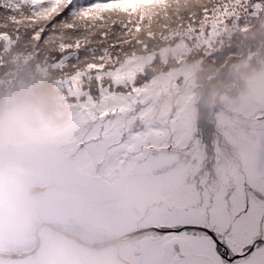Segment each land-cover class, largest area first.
<instances>
[{
    "label": "rangeland",
    "instance_id": "rangeland-1",
    "mask_svg": "<svg viewBox=\"0 0 264 264\" xmlns=\"http://www.w3.org/2000/svg\"><path fill=\"white\" fill-rule=\"evenodd\" d=\"M82 1L75 0L73 12L86 6ZM257 2L249 3V7L253 8ZM10 11L6 14L19 15L18 12L11 9ZM23 12L30 14L31 8L25 5ZM244 16H247V13H243L241 18ZM228 24V30L218 36L209 37L207 31L200 35L199 30H196L195 33L184 31L172 38L171 43L157 37L158 40L153 45L154 50L148 46L145 51L139 45L118 44L110 47L116 39L109 38L110 42L108 39L99 42L98 35L91 37V43L82 46L80 58L91 59L101 55L99 46H102V49L108 48L113 57L120 56L121 61L124 54L130 53L133 48L143 59L144 71L138 73L136 84L142 88L147 86V91L138 97L134 111L128 113L127 119L134 118V122L129 131L123 132L119 141V144H124L129 140L130 134L136 133L147 137L132 151L120 148L119 144L108 145L103 149L98 147L104 141V122L98 117L93 120L87 115L83 107L88 103L87 97H73L63 86L62 74L52 67L47 48L42 46L38 54L33 51L27 43H30V30L23 27L16 29L13 24L7 26L9 31L7 27L4 28V32L11 33L14 39L18 31L20 38L13 45L11 53L2 52L1 55L0 228L2 227L1 233L6 236V242L0 243V251L19 252L32 246L33 241L23 239L24 219L20 217L21 202L31 201L29 204L32 205L33 200L39 199L48 206L52 203L60 205L62 212L59 221H63L65 229L70 227L71 232L87 242L95 239L93 232L105 237H119L138 229H149L125 236L121 240L117 239V243L91 247L69 238L66 234L44 227L40 232L39 248L27 258L15 259L18 264H148V260L152 258L147 254L144 243L153 235H163L157 225L165 222L175 223L180 218H183L185 223H191L199 215L185 214L187 207L181 200L187 199L185 196L182 198V188L186 183L195 185L194 196L199 203H204L200 206L204 207L205 216L211 217L215 194L210 197L203 194V191L222 192L225 202L230 201V205L224 206V209L226 213H230L232 220L246 222V229L254 238L260 232L264 234L261 230V227H264V199L252 193L247 208L242 204L239 210V200H236L238 189H241L242 194L244 192L238 181L243 182L248 178L253 180L252 185L260 186L264 194V170L260 163L264 160V44L250 41V45L243 39L240 43L247 47L252 46L253 54L247 49L242 52L241 47L234 57L229 54L231 49L224 54H213L211 57L219 58V61L216 68L211 70H222L228 63L229 69L234 68L231 71L233 79L229 80V85L242 84L244 87L233 92L231 87L223 91L219 89L211 100L203 96L200 100L199 97L200 90L207 84L208 74L204 77L207 71L202 70L201 66L210 64V59L207 64L204 63L207 53L210 52L208 48L214 49V43L223 41L218 45L220 50L228 41L233 45L236 40L229 38L238 34L239 28L246 26L234 25L231 19ZM253 30L246 31V36ZM228 33L230 34L227 35ZM26 35H29V38ZM161 60H166L167 63L164 65ZM31 62L34 65L32 71ZM13 65L17 68H13ZM26 65L27 68L23 69ZM210 65H216V62L211 59ZM4 66H7L5 71ZM108 67L113 65L109 64ZM19 68L21 72L17 71ZM33 79L36 83L32 82ZM104 84L109 85L110 81L105 79ZM85 87L90 89L92 99L98 104L100 94L94 77ZM114 90L117 93L130 91L122 86ZM178 99L180 104L175 106ZM207 102L210 104L208 109ZM22 105L39 110L49 119V128L44 129L39 138L18 134L14 113ZM141 113L144 114L143 117ZM105 119L112 120L115 117L110 115ZM93 132L98 134L94 136ZM41 142L46 143L51 150L43 152ZM189 166H198L199 171L191 174ZM229 166H234V173L240 177L227 182L222 173ZM257 166L258 169L254 168ZM26 168L28 174L33 177L26 178L23 174ZM35 175H44L46 179L39 181ZM106 177L111 179L107 183L114 182L115 186H108L103 179ZM75 178L77 184L74 185L79 184L80 187L84 183L91 192L106 190L98 199H102L99 202H103L104 198L107 201H87L81 196L72 199L71 197L77 194L85 195L82 190L73 189V193L72 189L70 190ZM208 179L209 185L201 184ZM130 182H133L134 186L127 187L126 184ZM47 183L49 189H46V192L44 189V192L36 196H23L29 185L38 184L39 187H44ZM54 183L55 186L51 189ZM121 190L123 195H127L125 202L118 201L121 198ZM176 194L182 195L175 199L173 196ZM129 196L134 197L135 201ZM87 202L102 204L104 208L96 210L95 204L88 205ZM120 203L122 206H117ZM117 207L119 209L114 210ZM188 207L195 209L193 206ZM233 210L238 212L235 217ZM247 212L251 217L249 222L247 218L239 219ZM85 214L97 215L99 220L102 219L95 221L91 217L94 221L85 225L81 222ZM44 218L53 219L51 214L50 217L45 214ZM99 222L107 227L106 231L100 225L93 226ZM229 227L228 225L226 235L222 239L231 247L227 236V232L232 233ZM231 228L233 231L234 227ZM198 231L207 232V229ZM261 237L264 236L259 238ZM222 251L218 247L209 248V253L215 255L218 262L229 264L228 258L222 257ZM233 258L239 259L236 256ZM0 262L12 264L10 259L0 258Z\"/></svg>",
    "mask_w": 264,
    "mask_h": 264
},
{
    "label": "snow or ice",
    "instance_id": "snow-or-ice-1",
    "mask_svg": "<svg viewBox=\"0 0 264 264\" xmlns=\"http://www.w3.org/2000/svg\"><path fill=\"white\" fill-rule=\"evenodd\" d=\"M74 3L75 0H0V7L19 13L9 15L7 21L16 29L30 30V43L35 53L38 54L42 46L48 49L52 67L61 72L62 84L68 92L73 97H87L88 103L83 105L87 115L104 122V141L98 146L103 149L119 144L123 132L133 125L134 118L127 119V115L134 111L138 97L147 91V86L142 88L136 84L138 73L144 71V63L135 48L125 53L122 61L120 56L113 57L108 48L91 59L80 58L82 46L91 43V37L97 35L99 42H103L114 31L119 39L113 40L110 47L139 45L145 51L148 48L146 40L170 39L180 35L182 30L195 33L199 29L200 35L207 31L209 37L218 36L228 30L230 19L235 25L241 15L249 11L245 6L250 0H86L85 7L73 12ZM25 5L31 8L30 14L23 12ZM262 6L264 0H258L252 7L259 11ZM70 13L72 20H65ZM7 26L0 21V28ZM77 29L81 34L72 35ZM19 38L18 31L15 39L11 33L0 31L3 44L0 52L11 53ZM109 64L113 67L109 68ZM93 77L100 94L98 104L92 99L90 89L85 87ZM105 79L110 81L109 85L104 84ZM121 86L130 91L117 93L114 89ZM110 115L115 119L106 120ZM97 134L93 132L94 136ZM146 138L138 133L130 134L129 140L119 147L132 151ZM227 226L225 218L216 214L210 218L198 215L191 223L183 222V218L175 223H161L156 227L163 235L148 238L146 252L153 258L148 264H207L204 257L208 256L210 246L224 249L222 256L228 258L229 264H264V237L254 238L246 231V226L241 225L227 234L231 247H226L222 237L226 235ZM202 228L207 232L198 231ZM177 245L179 253L175 250ZM179 254L186 259L179 260ZM233 256L239 259L233 260Z\"/></svg>",
    "mask_w": 264,
    "mask_h": 264
},
{
    "label": "trees",
    "instance_id": "trees-1",
    "mask_svg": "<svg viewBox=\"0 0 264 264\" xmlns=\"http://www.w3.org/2000/svg\"><path fill=\"white\" fill-rule=\"evenodd\" d=\"M255 1H258V0H250V3L253 4ZM82 3H86L85 0L82 1ZM245 7H247L249 9V11L247 12V16H244L242 18H240V20L237 22V26L239 25H246L244 27H241L239 28V31H238V34H234V37L232 36L230 39H235L236 41H234L233 45H231L229 43V41L224 44L223 46V49H218V45L220 46V43H223V42H220V43H214L215 44V48L212 49L211 47L208 48V50L210 51L209 53H207V57L204 59V63L207 64L208 60L211 64V59H213L214 62H216V65H208V66H204L202 65L201 66V69L204 70V71H207L206 74L204 75V77H206V75L208 74V78H207V84H204L203 88L200 90V100L203 96V98H213L214 95L216 93H218L219 89L220 91L226 89L228 90V87H231V90L232 92L235 90V89H238V88H242L244 87V85L241 84L238 85V84H230L229 85V80L233 79V75H232V69L234 68H231L229 69V65L227 63V67L225 66L224 69H217L216 71L215 70H211V69H214L216 68L217 66V63L219 61V58H213L211 57L213 54L214 55H220L219 53H226L227 51H229L231 49V51L229 52L230 55H232V57L235 56V54L237 53L239 47H241L242 49V52L247 49V51L249 50L252 54L254 52V49L252 48V46H244L241 42V40H246L247 42H249V44L251 45L250 41L252 42H258L259 44H264V6H262V9L257 11L256 9H253V8H250L249 7V4L246 5ZM73 10H74V7H73ZM11 12L10 11V8H6V7H0V21H4L5 23H7L8 25H11L10 22L7 21V17L10 15V14H6V12ZM17 13V12H16ZM252 13H255L254 15ZM65 20H72V14L70 13L69 15H67L66 17H64ZM8 31L10 30L9 27L6 28ZM251 29H254L252 31V33L248 36H246V31H250ZM199 30V29H197ZM0 31H4V28H0ZM29 31H26V33H28ZM75 32H79V34L81 33V30L80 29H77L75 31H73L72 33H75ZM184 30L181 31V33H183ZM225 33V32H224ZM230 33H228L227 35H229ZM31 35V34H30ZM72 35H78V34H72ZM28 36L29 38V35H26ZM224 37V34L221 35V39H223ZM109 38H115V39H119V37L116 35V32H112L109 36ZM108 38V42H110ZM174 38V37H173ZM27 40V39H26ZM158 38L157 39H154V40H146V43L148 44V46H151L152 49L151 50H154L153 49V45H155V43L157 42ZM161 40V39H160ZM166 42L168 43H171L172 42V38L170 39H165ZM212 40V39H211ZM213 41V40H212ZM108 42H105L108 44ZM28 45L31 47V44L29 42H27ZM118 45V44H117ZM3 47V44L2 42H0V48ZM32 48V47H31ZM42 48V47H41ZM99 48L101 49V52H102V46H99ZM83 49V48H82ZM96 49H98V46H96ZM30 51V50H28ZM27 51V52H28ZM217 53V54H216ZM102 54V53H101ZM2 52H0V69L2 70V66H1V61H2ZM4 59H6V56H4ZM231 60H235V59H232ZM162 62H164V65L167 63L166 60H161ZM30 70L32 71L33 68H34V65L32 64V62L30 63ZM7 66H4L3 68V71H5ZM13 68H17L16 65H13ZM23 69H26L27 68V65L26 66H23L22 67ZM209 70V71H208ZM18 72H21V69H17ZM29 76L26 77V79H28ZM38 78V77H37ZM8 80V78H6ZM36 79V78H35ZM33 79V83H36V80ZM219 85V87H218ZM215 93V94H214ZM217 97V96H216ZM207 100V99H206ZM205 101V99H204ZM218 102V101H216ZM180 104V99H178V101L176 102L175 101V106L177 104ZM209 102H207V109L210 108L209 107ZM30 108V107H29Z\"/></svg>",
    "mask_w": 264,
    "mask_h": 264
},
{
    "label": "flooded vegetation",
    "instance_id": "flooded-vegetation-1",
    "mask_svg": "<svg viewBox=\"0 0 264 264\" xmlns=\"http://www.w3.org/2000/svg\"><path fill=\"white\" fill-rule=\"evenodd\" d=\"M197 175H199V174H197ZM101 177H104V176H101ZM97 179H101V178H97ZM105 181L107 180V178H103ZM107 183V182H106ZM131 184V185H130ZM243 184H244V186H242L243 187V190H244V192H243V194H242V196H241V201L239 200V203L238 204H240L238 207H237V210H239L240 208H241V206H242V204H244V208H247V206L249 205V199H250V195L252 194V193H254V194H257V195H259V197L260 198H262V199H264V194H263V192H261V189L260 188H258V186H256V185H252V184H248L247 183V179H245L244 181H243ZM107 185L108 186H115V183L114 182H111V183H107ZM119 185V184H118ZM121 185V184H120ZM32 186H34V187H36V188H32L31 190H29V188L30 187H32ZM126 186L127 187H130V186H134L133 185V182L131 183H128V184H126ZM37 187L38 186H36V184H31V185H29V187L26 189V192L23 194V196H29V195H33V196H36V195H38V194H41L42 192H44V189H45V192H46V189H48V187H45L43 190H40V189H37ZM95 192H98V196H97V198H95V199H93V198H89V196H86V200L87 201H93V200H96V202H99V201H101L102 199H98V197L99 196H101V194H104L105 192H106V190H103V189H99V190H95ZM123 193V190H121V198H120V200H118V201H120V202H122L123 201V197H124V195L122 194ZM25 201V202H24ZM22 200V202H21V204H22V206H21V212H22V216H20V217H22L23 219H24V227H23V239L24 240H26V241H29V242H31V241H33V244H32V246L31 247H29L28 249H26V250H19V252L18 251H14V252H10V251H6V252H1L2 254H4V255H2V254H0V258H2V259H10L11 260V262H12V264H18V262H16V261H14L15 259H23V258H27L28 256H30V255H32V254H34L35 253V251L39 248V246L41 245V235H40V232H41V230L44 228V227H48V228H50L51 230H54L55 232H58V233H61V234H64V233H62L61 231H59V230H57V229H54L53 227H51V226H49V225H45L44 224V222H50V223H53L54 225H56L59 229H65V225H64V223H62L61 222V220L59 221V219H56V220H54V218L53 219H45L44 217H45V214L47 215V216H49L50 217V213H47V211H42L43 209H40V207H39V204H40V202H42L41 200H39V199H35L34 201H35V203H36V206H35V210L32 208V207H34L33 206V204L32 205H30L26 200ZM107 200H106V198H104L103 199V202H99V203H104V202H106ZM91 203V204H95L94 205V208L96 209V210H102L103 208H104V205H102V204H98V203ZM18 203L20 204V200L18 201ZM87 204H88V202H87ZM91 204H88V205H91ZM117 206H122L121 205V203L120 204H118ZM243 208V209H244ZM116 209H119L118 207L117 208H115L114 210H116ZM236 210V211H237ZM235 211V210H234ZM235 211V212H236ZM89 212V211H88ZM234 212V214H233V217H235L236 215H237V213H235ZM95 220V221H100L99 220V218L97 217V215H89V214H85V216H84V220L83 221H81L83 224H85V225H87L90 221H94L92 218ZM243 218H247L248 219V222L250 221V219L249 218H251L250 217V215H249V213L247 212V214H245L244 216H242L241 218H239V219H243ZM104 219V218H103ZM234 220V219H233ZM105 222V221H104ZM236 222H238L239 224H241V225H245L246 226V222H241V221H239V220H237ZM97 225H100L101 226V228H105V231L107 230V227H105L104 225H103V223L101 224L100 222H99V224L98 223H94L93 224V226H95V227H97ZM39 226H41L40 228H39ZM229 231L230 232H232V226L229 224ZM70 227H66V231H69L70 230V232L72 231L71 229H69ZM262 228V227H261ZM1 229H2V227L0 228V243L1 242H6V236L3 234V233H1ZM227 229V230H228ZM246 231H247V229H246ZM250 232V231H249ZM37 233H38V235H37ZM71 233H73L74 234V232H71ZM227 234H229L228 232H227ZM76 235V234H75ZM93 237L95 238V239H93V241H90V242H96V240H98L99 242L100 241H105V240H108V238H112V237H116V235H111L112 237H109V236H103V235H101V234H97L96 232H93ZM260 236H264V234L263 233H261L260 232V234L258 235V236H256L255 238H259ZM70 238V237H69ZM72 239V238H71ZM120 244V243H119ZM118 244V245H119ZM118 245H116V246H118ZM229 245V244H228ZM225 246L226 247H228L226 244H225ZM103 247V246H102ZM219 248V247H218ZM220 249H222V248H220ZM175 250L177 251V253H179V246L177 245V246H175ZM223 251H222V253L224 252V249H222ZM21 253V254H20ZM15 254H18V255H15ZM15 255V256H14ZM222 255V254H221ZM222 257H225V256H222ZM178 259L179 260H181V261H183V260H185L186 259V257L183 255V254H179V256H178ZM237 259V258H236ZM235 258H233V260H236ZM219 263H221V262H219ZM0 264H2L1 262H0Z\"/></svg>",
    "mask_w": 264,
    "mask_h": 264
},
{
    "label": "bare ground",
    "instance_id": "bare-ground-1",
    "mask_svg": "<svg viewBox=\"0 0 264 264\" xmlns=\"http://www.w3.org/2000/svg\"><path fill=\"white\" fill-rule=\"evenodd\" d=\"M35 138H39V137H35ZM35 138H33V139L35 140ZM41 149L45 153H47V152H49V150H51L48 147V145L46 143H44V142H41ZM260 163H261L262 170H264V160L262 162H260ZM188 168H191V171H192L191 174L196 173V172L199 171L198 166H196L195 168L189 166ZM254 168L258 169L259 166L254 167ZM185 169H187V167ZM224 170L225 171L222 173V175H223L224 180L226 179L225 181H227V182H229L228 180H230V179H237V178L240 177V176H238V174H235L234 173V166L232 168H231V166H229L227 169H224ZM28 172L29 171L27 170V168L25 170H23V174L26 175V178L33 177V175H29ZM177 175H178V173H177ZM35 177L39 181H42V180H45L46 179V176H44V175H42V176L35 175ZM110 180L111 179L108 177L107 181H104V182H109ZM76 181H77L76 178L73 179V182H72V185L73 186L70 188V190L72 189V193H73V189L74 190H82V192L85 193V195H78L77 194V195L72 196L71 197L72 199H74L76 196H81L84 199H86V194H88V193H90V194H88L89 198H93V199L97 198L98 192H95V191H92L91 192L90 189H89V187L85 186L84 183H82V185L80 186L81 188H80L79 187V184L78 185H74V184H77ZM241 181L242 180H239L238 181V184L240 183L241 186H244L243 182H241ZM208 182H209V179L207 181L205 180V181L201 182V184H203V185H209L210 182L209 183ZM252 182H253V180L251 178H248L247 179V183L248 184H251ZM47 184L45 185V187H48V189H49V184L48 185ZM162 184H163V186L165 185V183H162ZM99 185H101V184H99ZM54 186H55V183L51 187V189L54 188ZM75 186H77V187H75ZM258 188H260V186H258ZM194 189H195V185L194 184L193 185H189L188 183H186V186L182 188V191H183L182 192L183 193L182 198L184 196L187 197L186 201L181 200L182 202H184L183 204H186L185 206L187 207L185 214L187 216H193L195 214H199L200 215V214L203 213V215L205 216V214H204V212H205L204 207L203 206H200L203 202L201 201V203H199V201L195 198V196H194L195 195ZM67 191L68 190H66V192ZM56 193H57V191H56ZM203 194L209 195L210 197H213L214 194H215V196L213 198V202H212L213 204H212V208H211V216H213L214 214H216V215H222L225 218V221H226L227 225L230 224L234 228H239L241 226V224H239L238 222L232 220L230 213H226V210L224 209V206L225 207L229 206L230 205V203H229L230 201L227 200V202H225L224 197H222V192H220V193H216L215 192L214 193V191L212 190V191H203ZM181 195L182 194H176V196H173V198L178 199L179 196H181ZM241 196H242L241 189H238L237 194H236V197H237L236 200H240L241 201ZM129 198L131 200H134L135 201V198L134 197L129 196ZM126 199H127V195L124 194L123 201L125 202ZM209 202H211V201H209ZM29 203H31V201H29ZM32 203H33V206L35 208V206H36L35 201L33 200ZM187 204L189 206H193L195 209L192 210L191 207H188ZM252 205L254 206L255 204L253 203ZM39 207H40V209H43V210L47 211V213H50L54 219H60L61 218L60 214L62 212V207L60 205H58L57 203H52L50 206H48L47 204L45 205L43 202H40ZM88 211H90L89 208H88ZM233 212H234V210H233ZM57 214H58V216H57ZM190 214H192V215H190ZM261 230L264 232V227H262ZM228 241H229V239H228ZM144 245H145V248H146V246H147V242L146 241H145ZM209 248H211V246ZM150 258H152V257H150ZM204 259L207 262V264H222V263H219L218 262V259L212 253H209L208 256L204 257Z\"/></svg>",
    "mask_w": 264,
    "mask_h": 264
},
{
    "label": "clouds",
    "instance_id": "clouds-1",
    "mask_svg": "<svg viewBox=\"0 0 264 264\" xmlns=\"http://www.w3.org/2000/svg\"><path fill=\"white\" fill-rule=\"evenodd\" d=\"M14 122L18 134L23 137H40L44 129L50 126L49 119L43 113L30 109L27 105H22L15 111Z\"/></svg>",
    "mask_w": 264,
    "mask_h": 264
},
{
    "label": "water",
    "instance_id": "water-1",
    "mask_svg": "<svg viewBox=\"0 0 264 264\" xmlns=\"http://www.w3.org/2000/svg\"><path fill=\"white\" fill-rule=\"evenodd\" d=\"M32 188H36V187L32 186V187L29 188V190H31ZM37 189L43 190L44 187H37ZM44 224H45V225H49V226L53 227L54 229H57V230L61 231L62 233L66 234L68 237H70V238H72V239H74V240H76V241H78V242H81V243H83V244H85V245L91 246V247H94V246H101L102 244H103L102 246H107L108 244L117 243V239L121 240V239H123L125 236H126V237H127V236H131L132 234H135V233H137V232L139 233V232H141V231H145L146 229H149V228L138 229V230L135 231V232L128 233V234H126V235H122V236H119V237H115L114 239H108V240H105V241H100V242H87V241H85V240H82L80 237H78L77 235H75V234H73V233H71V232H68V231L63 230V229H59V228H58L56 225H54L53 223H50V222H44ZM40 227H41V226H39V228H40ZM37 235H38V233H37ZM0 254H2V253L0 252ZM20 254H21V253H20ZM2 255H4V254H2ZM15 255H18V254H15ZM15 255H14V256H15Z\"/></svg>",
    "mask_w": 264,
    "mask_h": 264
}]
</instances>
